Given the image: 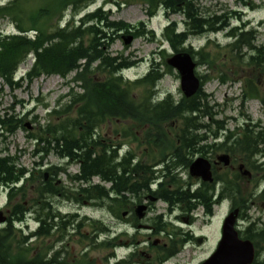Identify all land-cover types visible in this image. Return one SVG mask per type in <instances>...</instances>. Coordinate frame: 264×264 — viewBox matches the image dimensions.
Segmentation results:
<instances>
[{
  "label": "trees",
  "instance_id": "obj_1",
  "mask_svg": "<svg viewBox=\"0 0 264 264\" xmlns=\"http://www.w3.org/2000/svg\"><path fill=\"white\" fill-rule=\"evenodd\" d=\"M99 1L9 0L0 4V23L8 20L16 29L12 33L0 30L2 85L16 91L25 81L30 84L42 76L55 74L66 78L75 72V86L66 94L67 101L49 110L48 123L42 125L35 119L39 129L28 135L36 143L34 153L42 159L36 167L21 166L17 155H0V192L8 190L6 207L9 210L8 224L0 230V264H73L61 258L62 251L58 248L73 223L87 247L110 249V256L114 255L120 245L117 239L98 242L97 234L108 232L104 223L87 217L80 220L78 213L62 214L54 203L59 197L101 207L119 219L125 212H133L136 204L151 195L166 201L170 209L178 205L186 214L203 205L208 218L213 216L215 205L228 200L230 207L241 208L242 219L248 220L244 212L254 194L250 179L239 172L219 174L215 170V182H203L205 188L192 193L189 190L192 179L184 182L176 170L187 169L196 153L205 156L211 151H226L234 162L239 160L252 170L255 163L252 158L264 143V127L246 123L229 130L228 121L217 118L221 113L219 105L212 104L211 95L203 90L212 77L200 70L197 74L201 78V89L194 96L176 98L167 93L160 98L158 84L172 71L165 62L170 56L166 48L160 50L163 62L152 60L149 71L134 80L125 78L123 72L138 65L139 61L123 54L114 55L110 49L123 34L153 40L155 31L148 29L149 20L162 9L168 18L182 14L186 26L180 30L178 22L169 21L162 33L163 41L174 52L191 53L198 69L203 65L212 67L217 60L228 57L238 68L246 64L263 74L264 44L257 43L259 32L248 29L247 24L232 27L230 21L241 18L240 15L235 11L210 12L201 5L205 0H102L100 6L90 11L89 7ZM240 1L246 5L249 0ZM134 2L147 5L148 21L131 24L113 20L106 9L108 4L119 8ZM224 30L233 39L225 46L215 39L199 47L187 45L191 37ZM214 47L217 48L215 54ZM31 55L33 65L18 76L21 65ZM228 79L224 74L219 76L223 83ZM243 97L244 101L261 97L258 84L252 83L251 78L249 91L244 90ZM261 100L264 103V97ZM14 108L0 109V140H6L21 128L27 130L24 115L17 114ZM110 121L131 122L122 130V136L146 146L142 158L133 150L121 154V143L102 135L101 127ZM51 153L66 159L67 165L45 168L43 160ZM178 158L183 159L182 165L176 164ZM73 163L79 167L76 173L67 171V166ZM61 173L68 176L72 186L59 179ZM96 177L99 183H94ZM32 209L39 221L40 237L34 240V246L29 243V233L20 226L27 221ZM154 224L157 229L153 234L166 231L171 241L168 247L158 245L153 260L132 249L126 258L112 264H166L175 257L187 239L180 237L178 228L168 232L169 223L162 222L161 217H155ZM87 227L91 228H88L92 230L90 233ZM240 233L257 248L253 264H264V227L251 223ZM46 239L50 241L48 244H45ZM131 244L135 247L137 240L132 239ZM86 257L87 253L83 258Z\"/></svg>",
  "mask_w": 264,
  "mask_h": 264
},
{
  "label": "rangeland",
  "instance_id": "obj_2",
  "mask_svg": "<svg viewBox=\"0 0 264 264\" xmlns=\"http://www.w3.org/2000/svg\"><path fill=\"white\" fill-rule=\"evenodd\" d=\"M7 1L9 0H0V4ZM249 1L257 6V9H247L244 3L240 0H205L201 5L210 12L219 14L234 10L247 11L248 14L244 19L251 21L248 28L251 29L256 26V29H258L259 32L257 43L264 44V0ZM101 3L102 0L90 6V11L96 9ZM106 9L109 10L113 20H123L131 24H137L141 21L149 20L146 11L147 5L143 3H127L119 8L116 5L108 4L106 5ZM69 16L70 11L67 13V18H69ZM169 21L178 22L180 30L186 28L183 16L175 14L168 18L165 15L164 10L161 9L155 17L149 20L148 29H153L155 31V38L153 40H150L147 37H139L134 39L129 45H126L121 37L112 45L110 49L112 54H123L124 57L139 61L138 65L124 72L125 78L134 80L144 76L149 71L152 65V60L154 59L162 63L164 59L160 55V50L163 47L167 49L168 54L171 55L174 53L169 44L163 42L162 39V33ZM236 24H238L236 20H231V26ZM0 30L5 33L16 31L15 27L8 20L1 21ZM209 39H215L217 42L221 43V46H225L233 41V39H228L226 37V31H221L217 34L194 36L190 39L187 45L197 47L203 46ZM216 51L217 48L214 47L212 51L213 54H215ZM223 54L226 55L225 50H223ZM167 58L168 56L165 58V62ZM32 64L33 59L29 58L26 63L21 65L18 76H22L26 73V71L31 68ZM235 65V61L231 58L228 59V57H223L222 59L217 60V64L212 65V67H209L208 65L201 66L198 70L212 77L204 85L203 90L205 93L211 95L212 104L216 103L219 105L218 110L221 113H219L217 118L227 120L229 130H234L236 126H243L246 123L251 125L258 123L261 127H264V103L261 100V97H264V73L262 74L259 70L251 68V66L246 64H243L242 68H238ZM162 69H166L164 64L162 65ZM171 70L172 71L168 72L158 84L157 92L160 93V98L165 97L167 93H172L176 98H180V96L184 95L181 90L179 73L174 68H171ZM220 74H224V76L229 79L224 83L221 82L219 80ZM74 75L75 72L71 73L66 78L56 74L42 76L35 79L30 84H28L27 81L23 82L22 87L16 91H12L7 85H2L3 81L0 78V102L2 103L0 109L4 111L11 106H14V110L17 114L20 113L22 116L24 115V124H26L27 129L25 130L24 128H21L15 134L8 136L6 140H0L1 156L6 154L17 155L19 156V164L21 166L30 169L36 167V163L40 162L42 159L38 154L34 153L37 148L36 143L29 138L28 135L31 132H37L39 129V123L34 122L35 119H37L42 125L48 123V111L59 107L63 102L67 101V98L65 97L66 94H68L71 87L75 86V83L73 82ZM250 78L252 79V83L256 82L258 84L261 97H253L244 101L243 93L244 90L249 91ZM1 86H3V89H1ZM77 90L79 91L80 88H77ZM130 124V121L106 122L101 127L100 132L103 136L121 143L119 148L121 154L128 150H133L142 158L145 155L144 150L146 146L139 145V142L132 140L131 137L124 138L122 136V130ZM216 153L217 151H211V159H215L216 155H221L224 152L221 151L217 154ZM67 162L66 159L63 160L54 153L49 154L43 160L45 168L50 165H67ZM240 163L241 161L238 160L234 162V165L238 167ZM67 167V171L71 173H76L79 168L75 163L70 164ZM179 172L184 182L190 180L188 169H180ZM217 172L219 174L227 172V169H217ZM261 173H264V171L261 170ZM59 179L65 185L72 186V183L65 173H61ZM99 182L100 179L96 177L94 183ZM254 184H252V182L251 184L249 183V185H251L250 187ZM107 186L109 185L107 184ZM258 194L256 197H258ZM7 201V193L5 191L0 194V210H4L5 214L8 213L6 207ZM150 201L153 200L150 199V197H145L139 204H147V202ZM54 203L55 208L62 214L78 213V219L80 220L87 217L98 221L100 220L106 225L112 226L116 233L114 236L125 230H128L131 233L130 236H133L137 232L135 229H131L124 225H118L116 219L108 212V210L101 207H95L90 204H78L63 197L55 198ZM153 205L154 209L149 213H146L145 217L142 219L144 221H142L141 224L156 226L154 224V218L161 214L163 215L165 222L174 221L176 224L175 226L181 228L182 233H180V235H185V232H190L196 238V240L185 242V245L179 249L178 254L167 261L166 264H201L206 260L215 251L221 239L224 219L230 212V202L225 201L214 207V215L211 219H205L203 211L200 209L194 213L195 220L193 224L190 222L186 223L184 220L178 223L176 217L179 215L182 216L180 211H168L167 203L162 200H154ZM246 214L249 218L248 220L242 219L239 221L240 229H245L246 226L251 223H255L256 226L261 228L264 227V201L261 202L258 198L254 199L253 203L250 202L249 209H246ZM34 215L35 214L28 215L27 222L20 224L25 232H29L31 228L37 227V224L32 220ZM88 228L89 227H87V229ZM168 229L172 232L171 227H168ZM91 231L92 230H87L88 233ZM150 233L151 231H149V229L140 228L138 235H135V239L137 240L139 253L142 254L143 257H147L149 260H153L157 253V246L168 244L166 246L168 247L171 244V241L166 233H159L158 235L153 234V236L148 237ZM80 238V235H77L70 243V258H73V253H75L76 257H82L81 264H86V260L96 262L97 264H112L114 262V258L109 257L111 253L110 249L89 248L85 245L86 242H82ZM104 239H107V236L102 234L98 237V242H101ZM120 239L122 242H130L125 236H120ZM197 239L202 240L198 241ZM35 242L36 241H34V243ZM49 242L50 241L46 239L45 244H48ZM155 242H157V245H155ZM45 244H41V246H46ZM131 251L132 249L130 248V245L120 247L115 251V258H125L131 253ZM85 253H87V257L83 258Z\"/></svg>",
  "mask_w": 264,
  "mask_h": 264
},
{
  "label": "water",
  "instance_id": "obj_3",
  "mask_svg": "<svg viewBox=\"0 0 264 264\" xmlns=\"http://www.w3.org/2000/svg\"><path fill=\"white\" fill-rule=\"evenodd\" d=\"M126 45L133 42V35H124ZM168 65L175 68L181 77V89L188 98L194 96L201 87V80L197 76V64L189 52H178L167 59ZM218 163L225 166L231 164L229 154H222L218 157ZM243 168V166L241 167ZM245 171L244 174H248ZM190 174L193 177L201 178L205 182H213L214 176L212 163L204 157H198L190 166ZM147 206L138 205L136 213L139 218L145 216ZM239 210L231 212L225 219L222 229V238L215 252L201 264H253L256 258V248L249 239L240 237L237 228ZM3 211H0V224L6 221ZM156 244V242H155Z\"/></svg>",
  "mask_w": 264,
  "mask_h": 264
},
{
  "label": "flooded vegetation",
  "instance_id": "obj_4",
  "mask_svg": "<svg viewBox=\"0 0 264 264\" xmlns=\"http://www.w3.org/2000/svg\"><path fill=\"white\" fill-rule=\"evenodd\" d=\"M248 5L247 6H249V5H251L250 3H247ZM214 152H216V151H214ZM218 152H221V151H217V153ZM224 153H227L226 151H223ZM210 153L211 152H209L207 155H201V154H198V153H196L194 156H193V161L197 158V157H206L207 159H209L213 164H215L216 165V159L218 158V156H219V154L218 155H216L215 156V159H211V156H210ZM216 153V154H217ZM198 155V156H197ZM232 157V156H231ZM233 158V157H232ZM233 160V159H232ZM252 160H253V162H255V163H253V168H252V178H253V181L255 180V185H256V187H258L259 185H260V183H261V181H262V174L263 173H261V170H264V143H262L261 145H260V148H259V150L258 151H256L255 152V155H254V157L252 158ZM193 161L191 162V164L193 163ZM191 164L189 165V167H188V169L190 168V166H191ZM214 165V166H215ZM241 165V164H240ZM239 165V166H240ZM213 168H217V169H225L226 167L225 166H223V165H217V166H215V167H213ZM180 169H185V168H178L177 170H176V172L177 171H179ZM234 171V170H233ZM256 174H257V176H256ZM46 179H48V176H47V174H46ZM193 180L194 179H192V182H193ZM191 181V179L189 180V182ZM172 185H169V187L170 188H172L171 187ZM200 188H205L204 186H203V182L200 180V179H196V184H194V185H192V183H191V185L189 186V190H190V192L192 191V193H193V191L196 189V191H198ZM257 189H259V188H257ZM150 197V199H152L153 201L154 200H157V199H160V198H158L157 196H153V195H151V196H149ZM153 201H150V202H147V212L146 213H149L151 210H153L154 209V205H153ZM199 206H203V205H199ZM198 206V207H199ZM178 208H180V207H178ZM178 208H175V210L176 211H180V210H178ZM181 212V211H180ZM31 213L32 214H35V212H34V210L32 209L31 210ZM182 213V212H181ZM179 221H186V223L187 222H190V223H192L193 224V218L191 217V216H189V215H179V216H177L176 217ZM116 219V221H117V224L118 225H124V226H128L129 228H131V229H135V230H137V232L134 234V236L135 235H138V233H139V231H140V228H145V229H149V231H151V233L148 235V237H151V236H153V233L155 232V230L157 229L155 226H149V225H143V224H141V222L142 221H144V220H138L136 217H135V209H134V211L133 212H130V213H126V214H124V216H123V218L122 219H119V218H115ZM35 221H37V222H39L38 220H36V219H34ZM7 224H8V219H7V222H6V224L3 226V227H1L0 226V230H2L4 227H6L7 226ZM106 228H107V230H108V232H107V234H106V236L108 237V238H111V239H114V238H117V237H119V236H121V237H123V236H129L131 233L129 232V231H123V232H121L120 234H117V235H115L114 236V234H116L115 232H114V228L112 227V226H110V225H106L105 226ZM37 229V230H36ZM38 229L39 228H32L31 230H30V234H29V243H30V245L31 246H34V240L36 239V240H39V234H38ZM95 234H96V232H95ZM185 235V238L186 239H188V241H192V240H196V239H192V237H191V233L190 232H185L184 233ZM77 235H79L78 234V231H77V229H76V223H75V225L74 226H72L71 225V227H69L68 229H67V231H66V233H65V238L62 240V242L59 244V247L58 248H60L61 249V251H62V259L63 260H65V259H67V261H70V262H72L73 264H81L82 263V257L80 256L79 258L78 257H76V255H75V253H73V258H70L69 257V254L71 253V250L69 249V245H70V243L73 241V238H75ZM0 236H1V234H0ZM47 238V237H46ZM120 239V238H119ZM118 239V241L119 242H122V240L120 239L119 240ZM198 241H201L202 239H197ZM168 244H163V246H167ZM138 252H139V250H137ZM72 252H74V251H72ZM31 256H32V254H31Z\"/></svg>",
  "mask_w": 264,
  "mask_h": 264
},
{
  "label": "bare ground",
  "instance_id": "obj_5",
  "mask_svg": "<svg viewBox=\"0 0 264 264\" xmlns=\"http://www.w3.org/2000/svg\"><path fill=\"white\" fill-rule=\"evenodd\" d=\"M183 159H181V158H178L177 160H176V164H178V165H182L183 164ZM75 225V223H73L72 224V226H74ZM102 235V233H99V234H97V238L99 237V236H101Z\"/></svg>",
  "mask_w": 264,
  "mask_h": 264
}]
</instances>
